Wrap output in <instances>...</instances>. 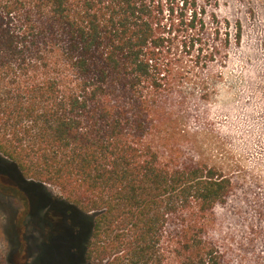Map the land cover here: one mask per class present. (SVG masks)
Returning a JSON list of instances; mask_svg holds the SVG:
<instances>
[{
    "label": "trees",
    "instance_id": "trees-1",
    "mask_svg": "<svg viewBox=\"0 0 264 264\" xmlns=\"http://www.w3.org/2000/svg\"><path fill=\"white\" fill-rule=\"evenodd\" d=\"M181 4L164 25L163 0H0V171L32 213L66 215L75 264H234L214 235L233 169L189 115L242 27ZM175 21L198 45L189 70L164 51Z\"/></svg>",
    "mask_w": 264,
    "mask_h": 264
},
{
    "label": "rangeland",
    "instance_id": "rangeland-1",
    "mask_svg": "<svg viewBox=\"0 0 264 264\" xmlns=\"http://www.w3.org/2000/svg\"><path fill=\"white\" fill-rule=\"evenodd\" d=\"M174 17L189 14L181 0H163ZM217 2V3H216ZM221 22L242 27L239 46L233 42L226 63L212 66L221 74L210 100L195 103L189 120L205 145V158H219L233 169L234 192L215 211V237L225 244L234 264H264V0H197ZM185 27L175 23L163 30L164 51L177 66L189 70L198 45ZM192 36V35H191ZM185 46L187 48H185ZM3 166L0 162V168ZM17 188L0 171V264H75L74 234L63 212L29 209L31 194ZM52 198L57 189L45 187Z\"/></svg>",
    "mask_w": 264,
    "mask_h": 264
}]
</instances>
